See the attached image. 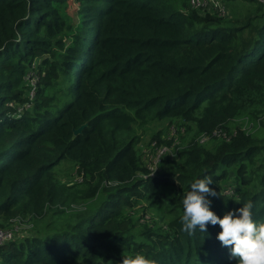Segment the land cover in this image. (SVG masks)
<instances>
[{"label":"trees","instance_id":"obj_1","mask_svg":"<svg viewBox=\"0 0 264 264\" xmlns=\"http://www.w3.org/2000/svg\"><path fill=\"white\" fill-rule=\"evenodd\" d=\"M67 1L0 0V230L32 227L0 264H237L182 200L210 176L217 215L251 201L264 223V138L236 123L264 128V1L75 0L72 33Z\"/></svg>","mask_w":264,"mask_h":264},{"label":"clouds","instance_id":"obj_2","mask_svg":"<svg viewBox=\"0 0 264 264\" xmlns=\"http://www.w3.org/2000/svg\"><path fill=\"white\" fill-rule=\"evenodd\" d=\"M212 183L210 176L197 178L191 183L182 200L183 228L192 232L198 227L206 232L209 223L219 225L221 231L216 238L222 246H231V258L237 264H264V223L253 219L252 202H244L242 207L230 209L221 217L210 207L212 202L208 197L217 195L210 187ZM122 264H155V261L137 252L124 256Z\"/></svg>","mask_w":264,"mask_h":264},{"label":"rangeland","instance_id":"obj_3","mask_svg":"<svg viewBox=\"0 0 264 264\" xmlns=\"http://www.w3.org/2000/svg\"><path fill=\"white\" fill-rule=\"evenodd\" d=\"M211 1H214V0H211ZM219 1H221V0H219ZM240 3H242V2H240ZM225 4L222 2V5H225V7H222L223 11H221L219 15H220V17L226 16V17L230 18V16H231L230 6L227 3H225ZM234 4L238 5L239 2H236ZM215 5H217L216 2H215V4H212V5L208 4L207 6L203 7L205 9H201V10H208L211 6L215 7ZM57 7H58L60 13L62 14V16L64 18L62 20L65 23H68V24H66V27H68L67 31L69 32V29H71L72 31L69 33H72V32H75L76 30H78L79 25L81 23V14H79V3L76 2L75 0H68L66 3H64L62 5H58ZM69 24L71 25V27ZM68 35H71V34H68ZM71 41H72L71 39L66 40V43L68 46L71 45ZM75 63H77V61L74 62V65H75ZM73 70H74V68H73ZM27 78H28V81H30L29 83L31 85L36 86L37 83L40 81L41 77H40V75H38V77H37L38 79L35 78V76H29ZM35 89L33 91H31V93H29L30 97H32V98L35 97V94H36ZM19 111L21 112L22 108H20ZM260 122H261V120H255L249 114L242 115L236 121V123L240 127H242L245 131H247L248 133H250L254 137L262 139V138H264V128H262L260 126ZM149 139L150 138H148L147 140H149ZM167 151L168 150L165 149V152H160L158 155V158L155 160V162L152 163V162L147 161L145 163V165L151 167L152 171L156 172L163 165V162H161L162 158L160 159V157H163L166 153L169 152V151L168 152ZM69 172H72L74 174V176H73L74 180H77V181L80 180L79 179L80 177L76 174L74 169H71V167L68 163H63L59 167V173L60 174L65 175ZM231 193H233L232 190H229L228 194H231ZM145 218L148 221L151 220L150 215L146 216ZM155 219H157V218L155 217ZM31 229H32L31 225H28L24 222H18L17 221V223H15V228L12 230V232L10 234L9 233H7V234H9V236L12 237L13 239H16V238L22 237L23 235H25L27 233L26 231H30ZM5 235H6V233H0V238L5 237Z\"/></svg>","mask_w":264,"mask_h":264},{"label":"built area","instance_id":"obj_4","mask_svg":"<svg viewBox=\"0 0 264 264\" xmlns=\"http://www.w3.org/2000/svg\"><path fill=\"white\" fill-rule=\"evenodd\" d=\"M210 0H191V4L194 7H205L209 4ZM220 11H223V9H221ZM164 152V150H163ZM12 232V230H8V231H2L0 230V233H6L5 237L0 238V246L4 243V242H8L10 240H12L13 238L9 236V234ZM9 233V234H7Z\"/></svg>","mask_w":264,"mask_h":264},{"label":"water","instance_id":"obj_5","mask_svg":"<svg viewBox=\"0 0 264 264\" xmlns=\"http://www.w3.org/2000/svg\"><path fill=\"white\" fill-rule=\"evenodd\" d=\"M84 127H86V126L84 125V126H82L80 129L75 130L74 133H75L76 135L79 134V133H81L82 130L84 129Z\"/></svg>","mask_w":264,"mask_h":264},{"label":"bare ground","instance_id":"obj_6","mask_svg":"<svg viewBox=\"0 0 264 264\" xmlns=\"http://www.w3.org/2000/svg\"><path fill=\"white\" fill-rule=\"evenodd\" d=\"M95 35V34H94ZM94 37V36H93ZM96 37V36H95ZM95 39V38H94ZM92 41V40H91ZM94 43V42H93ZM11 50V49H10ZM89 53V52H88ZM87 62V61H86ZM85 65V64H84ZM75 77V76H74ZM173 105V104H172ZM167 107H169V106H167ZM55 118H57V117H55ZM5 122V121H4ZM53 122V121H52ZM53 124V123H52ZM55 124V123H54ZM49 125V124H48ZM53 126V125H52ZM45 127V126H44ZM46 128H47V125H46ZM49 128V127H48ZM51 128V127H50ZM185 131V130H184ZM38 132V131H37ZM36 133V132H35ZM40 133V132H39ZM12 151H14V150H12ZM12 156V155H11ZM9 157H10V155H9Z\"/></svg>","mask_w":264,"mask_h":264}]
</instances>
